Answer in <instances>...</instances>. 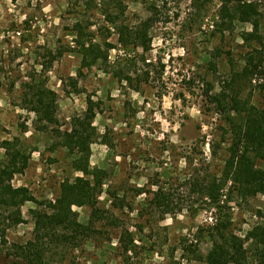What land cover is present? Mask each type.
<instances>
[{
	"label": "rangeland",
	"instance_id": "obj_1",
	"mask_svg": "<svg viewBox=\"0 0 264 264\" xmlns=\"http://www.w3.org/2000/svg\"><path fill=\"white\" fill-rule=\"evenodd\" d=\"M249 1L259 4L264 38V0ZM146 21L147 48L121 43L118 27ZM252 29L222 0H0V165L4 142L16 140L30 161L12 184L56 204L62 183L84 176L62 134L85 118L91 98L90 163L104 176L91 238L54 243L29 261L19 251L35 239L38 205L28 201L22 223L0 227V264H207L197 256L213 246L210 226L228 219L255 262L247 236L264 225V194L245 198L222 181L245 117L235 100L264 108V43L244 38ZM84 42L108 60L85 64ZM41 88L58 94L50 123L27 105ZM74 209L90 222V206ZM8 214L0 207L2 221Z\"/></svg>",
	"mask_w": 264,
	"mask_h": 264
},
{
	"label": "trees",
	"instance_id": "obj_2",
	"mask_svg": "<svg viewBox=\"0 0 264 264\" xmlns=\"http://www.w3.org/2000/svg\"><path fill=\"white\" fill-rule=\"evenodd\" d=\"M222 1L229 15H233L241 22L252 24V31L247 32L244 38L256 39L264 43L260 33L259 4L249 0ZM230 4L234 7V13L229 8ZM149 25L150 23L146 21L143 26L134 31L126 26L118 27L121 43L127 46L134 42L136 45L147 48L151 42ZM82 45L85 64H93L102 58L108 60V52H102L101 46L94 44L86 46L85 42ZM108 48L112 49L114 46L108 44ZM89 59L92 60L88 62ZM76 85L77 83L75 87ZM57 101V92L41 88L33 94L27 105L30 110L37 113L40 120L50 123L56 119ZM235 103L238 105V112L244 113L245 117L238 125L239 129L236 131L222 181L224 180L225 185L232 180L239 193L246 198L259 193L264 194V169L258 168L256 164V159L264 160V108L258 109L249 101L238 99ZM94 104L95 102L89 98L85 118L80 119L71 131L62 134L63 146L72 152L79 153V158L74 161V168L82 172L84 176H78L74 181L65 180L61 185V193L56 204L51 202L45 206L44 202L39 200L27 186L16 187L12 184L15 175L23 173L28 168L30 155L16 146V140L4 142L6 159L0 165V207H5L9 214L3 221L0 219V227L22 223L24 219L21 208L26 202L32 201L38 205L37 209L31 210L35 223V239L20 247L19 251L23 257L33 263L42 261L45 249L51 248L54 243H70L78 247L95 232L93 224L95 217L99 216V195L102 192L104 176L100 175L98 170H93L90 163L92 133L89 127L96 116ZM217 192V188L213 187L209 192L210 198L215 203L219 199ZM86 205L92 208L91 220L88 224H83L79 221V213L74 207ZM231 225L232 221L228 219L217 220L210 226L213 246L205 257L198 255L197 259H202L207 264H264V225L254 227L247 236V239L257 246L255 262L250 261L245 238L233 232ZM1 233L5 237V229ZM121 240L125 250H131L132 241L129 242L123 238ZM187 249L189 248L186 246L185 250Z\"/></svg>",
	"mask_w": 264,
	"mask_h": 264
}]
</instances>
